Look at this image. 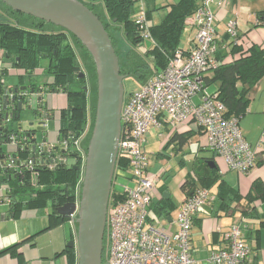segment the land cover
I'll use <instances>...</instances> for the list:
<instances>
[{
  "label": "crops",
  "instance_id": "obj_1",
  "mask_svg": "<svg viewBox=\"0 0 264 264\" xmlns=\"http://www.w3.org/2000/svg\"><path fill=\"white\" fill-rule=\"evenodd\" d=\"M177 2L178 0H150L147 6L152 25L159 24L170 10L169 6ZM211 9L215 15L214 28L218 36L217 57L228 54L235 45L241 46L243 51L251 46L264 50V27L262 26L264 0H225L224 8L212 7ZM230 21L236 24L237 42H233L225 33ZM119 29V32H114L113 37L121 47H124L122 29ZM195 33V28L189 24V19H186L179 48L188 50L193 44ZM152 46L153 41L145 39L142 41L141 48L133 47L131 50L134 53L138 52L137 56H140ZM225 60L228 62L232 58L227 57ZM10 64L0 50V77H3L1 79L4 87L29 89L30 85H35L36 89H39L43 87L46 80H51L49 77L46 79L43 70L39 68L21 77L16 75V72L20 74L23 71L16 67L10 69ZM8 74L12 76L6 83L4 79L8 77ZM210 75L211 73H208L206 76ZM248 100L247 110L239 120L238 126L244 140L252 148L256 149L258 144L259 147L255 150V165L246 174L229 170L224 161L207 148L205 137L191 122L180 124L175 129H171L168 124L162 122L159 128L149 129L145 144L148 171L152 173L151 171L157 170L156 162L149 161L153 154L150 148L154 147V154L158 157L162 156V152L170 150V155L178 161L179 169L183 171L177 175L176 189L180 191L176 194L171 188V183L164 180L166 172L164 170L160 172L156 191L148 208V225H161L174 232L176 230L174 223L181 203L193 189L203 188L200 177L205 175L216 179L207 188L213 199L198 211L192 223L191 255L197 264H208L207 258L210 252L226 247V236L234 225L242 227L244 242L250 249L249 258L239 264H264V198L252 202H248L246 198L249 193L252 194V186L255 182L264 183V139H261L264 127V75L250 92ZM195 101L197 102L198 98H195ZM43 102L45 106L42 111H45L50 118L45 121L44 138L46 140L43 144L56 147L59 141L57 116L66 109L67 97L63 93H54L46 97ZM151 137L152 143L149 140ZM37 140L39 144H42L40 134L37 135ZM10 151L14 152L15 148L12 146ZM84 156L85 153L80 158V179L76 186L74 201L76 204L80 199ZM0 176L6 178V175L0 174ZM186 181L189 185L186 190H183L181 186ZM220 184L236 191L240 201L232 202L231 198H226V206L222 205L217 196ZM150 212L155 213L156 219L161 222L151 219ZM6 213L7 205L0 203V264H78L76 227L71 219L61 218L60 223L52 225L57 219V214L54 212L52 214L49 208H23L13 218H7ZM71 241L74 242L73 248L68 247Z\"/></svg>",
  "mask_w": 264,
  "mask_h": 264
},
{
  "label": "built area",
  "instance_id": "obj_2",
  "mask_svg": "<svg viewBox=\"0 0 264 264\" xmlns=\"http://www.w3.org/2000/svg\"><path fill=\"white\" fill-rule=\"evenodd\" d=\"M224 6L225 0H201L189 20L196 31L192 46L188 50H175L164 70L123 98L116 159H122L126 167L113 174L103 236L104 264H197L191 255L192 223L198 211L213 197L208 189H193L180 205L174 232L161 225H148V208L159 177L148 171L145 144L151 127L159 128L165 122L175 129L191 122L205 137L207 148L221 158L229 170L246 174L255 165V150L259 144L255 149L244 140L238 126L243 116L226 118V108L203 81L204 76L219 65L218 36L211 8ZM140 8L134 21L144 40L149 37L151 24L142 4ZM225 33L237 42L234 21L227 24ZM37 96L40 93L33 98ZM261 139H264V127ZM11 140L19 143L16 136ZM68 144L58 141L57 146L65 151ZM72 145L83 154L78 140ZM40 147L39 155L51 152L54 146L42 144ZM66 163V158L56 155L45 162V166L53 170L58 164ZM34 166V158L23 162L25 170L32 171ZM31 176L35 182L36 173L32 172ZM5 191L6 186L0 185V203L7 200ZM76 218V214L69 217L75 227ZM226 239L224 249L209 253L208 264H239L249 258L250 249L244 242L240 225L232 226Z\"/></svg>",
  "mask_w": 264,
  "mask_h": 264
},
{
  "label": "trees",
  "instance_id": "obj_3",
  "mask_svg": "<svg viewBox=\"0 0 264 264\" xmlns=\"http://www.w3.org/2000/svg\"><path fill=\"white\" fill-rule=\"evenodd\" d=\"M77 1L102 23L118 58L120 74L127 73L125 70L128 66L125 60L131 58L134 67L129 73L143 85L150 77L164 70L174 51L179 49L185 20L193 17L201 0H178L175 5L169 6L170 10L157 25H152L149 19L150 11L147 5L150 0ZM140 4L143 5L145 17L151 24L147 39L153 41V46L143 55L137 56L131 49L142 46L143 39L134 21L140 12ZM119 28L122 29V40L125 41L128 50L122 57L119 56L115 45L116 39L113 37L114 32L120 31ZM0 50L10 61V69L16 67L23 71L20 74L16 72V75L22 77L39 68L43 70L46 79L48 77L51 79L46 80L39 89H36L35 85H30L29 90L40 93L44 99L54 93H63L67 97V107L60 112L58 128L59 142H69L67 149L61 151L58 146L53 147L51 152L45 151L37 159L34 158L35 166L32 171L13 173L10 178L6 175L0 182V185L6 186L7 200L3 203L7 205V218L16 217L23 208H49L52 214L53 212L56 214V208L75 201L76 186L80 179L81 154L72 143L78 140L84 154L92 130L96 105V75L92 59L71 34L41 20L13 12L1 2ZM227 57H231L232 60L227 62L225 60ZM217 59L218 67L210 76H204V84L210 92L217 95V99L226 108L224 115L226 118L243 116L249 104L250 92L264 75V50L251 46L243 51L241 46L235 45L228 54ZM80 73L84 74V78H79ZM1 78L3 77H0V86ZM88 82L94 85V97H90V93L88 95L86 89H83ZM213 86L215 87L211 89ZM43 101L41 105L44 107ZM38 109L42 111V107ZM17 141L18 144L27 143L26 139L23 141L20 137ZM56 155L66 158L67 163L58 164L53 170H48L45 162ZM18 156L21 159H28V153L19 152ZM125 167L122 159H116L114 173L117 170H124ZM32 172L36 173L35 182L32 181ZM214 181L215 177L205 175L200 177L203 188H209ZM188 185V181L184 182L181 189L186 190ZM252 194L249 193L246 197L248 202L263 199L264 183L255 182ZM217 196L222 205H225L226 198H231L232 202L240 201L237 192L223 184L218 187ZM61 218L57 216L52 225L60 223ZM104 262L102 254L101 264Z\"/></svg>",
  "mask_w": 264,
  "mask_h": 264
},
{
  "label": "water",
  "instance_id": "obj_4",
  "mask_svg": "<svg viewBox=\"0 0 264 264\" xmlns=\"http://www.w3.org/2000/svg\"><path fill=\"white\" fill-rule=\"evenodd\" d=\"M13 12L58 28L75 37L89 53L96 75V105L90 138L85 152L83 177L78 204L67 202L55 209L57 216L76 214L78 264H101L102 242L107 207L115 170L120 133V112L124 98L122 75L111 40L98 17L77 0H0ZM79 78H84L80 73ZM3 83V82H2ZM86 89V87H83ZM23 88L0 86V174L24 171L19 152L28 159L38 158L45 143V115L35 109L31 96ZM32 94V90H29ZM40 107V105H38ZM30 112L29 116L21 113ZM41 136V143L37 135ZM12 136L27 140L14 144ZM15 151H10L11 147ZM211 166L212 162H210ZM15 177V176H14ZM4 176H0L2 182ZM166 196V195H165ZM74 247V242L68 244Z\"/></svg>",
  "mask_w": 264,
  "mask_h": 264
},
{
  "label": "rangeland",
  "instance_id": "obj_5",
  "mask_svg": "<svg viewBox=\"0 0 264 264\" xmlns=\"http://www.w3.org/2000/svg\"><path fill=\"white\" fill-rule=\"evenodd\" d=\"M46 28H49V27H46ZM47 30H51V29H47ZM115 45H116L117 50L119 51V56H121V57L124 56L125 52H126L125 49H127V46L125 44H123L124 47H121L119 42H117V41L115 42ZM137 53H135V54L137 55ZM127 57H129V55ZM125 62H127L128 67L125 70L127 73L122 75V77H123L122 85H123V89H124V98H126V96L129 95V93H132V92L138 90L140 87L139 80L136 79L135 76H133L132 74L129 73L130 70H133L131 68L134 67V63H133L132 59L128 58L127 60H125ZM149 64L151 65V62H149ZM7 76L8 77H5V79H4L6 83L8 82L9 77H11L12 74H8ZM93 86L94 85L91 84L90 82L86 83V86H85L88 95L90 93V97H94L95 92L93 90ZM21 115L27 117L30 115V112L24 111L21 113ZM149 140H150V143H152V141H153L152 137ZM150 151H152L153 154H152V157L149 158V161L151 163L156 162L155 169H157V170L156 171H151L150 169L149 170L152 172V174L157 175V176H159L160 172L164 170L166 172V177L164 178V180L168 181V183H171V188L173 189L175 194L178 193L180 190L176 189V184H177V180H178L177 175L182 173V171H183L182 169H179L178 161L177 160L175 161L174 158L170 155V153H171L170 150H168L165 153L162 152V156H159V157L157 154H154L155 153V147L150 148ZM147 152H148V150H147ZM205 154H207V153H205ZM84 158H85V156H84ZM158 167H162V168H158ZM205 189H207V188H205ZM172 198L175 201V198L174 197H172ZM150 218L154 219V221H156V222H161V220L156 219L155 213L150 212Z\"/></svg>",
  "mask_w": 264,
  "mask_h": 264
},
{
  "label": "flooded vegetation",
  "instance_id": "obj_6",
  "mask_svg": "<svg viewBox=\"0 0 264 264\" xmlns=\"http://www.w3.org/2000/svg\"><path fill=\"white\" fill-rule=\"evenodd\" d=\"M21 88H23V87H21ZM26 88H27V87H26ZM32 91H33V90H32ZM22 94H24L25 97H26V95H27L26 98H29V96L32 97V99L35 101V104H34V106H33L35 109L39 108L38 105H40V107L44 108L43 105H41V101L44 100V96L40 95V96H37V97L33 98V96H34L36 93L33 91L32 94H30L29 89L25 90ZM41 112L45 115V118H48V115H47V113H46L45 111H41ZM49 117H50V116H49ZM57 120H58V121H57V122H58V125H60V124H59V122H60V115L57 116ZM23 141H24V140H23ZM22 160H23L22 162L25 161V159H22Z\"/></svg>",
  "mask_w": 264,
  "mask_h": 264
}]
</instances>
